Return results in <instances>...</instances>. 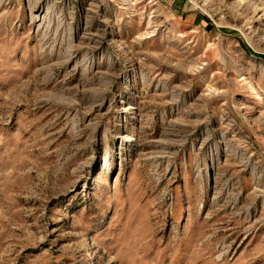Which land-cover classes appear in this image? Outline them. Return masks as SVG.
I'll return each mask as SVG.
<instances>
[{"label":"rangeland","instance_id":"rangeland-1","mask_svg":"<svg viewBox=\"0 0 264 264\" xmlns=\"http://www.w3.org/2000/svg\"><path fill=\"white\" fill-rule=\"evenodd\" d=\"M0 264H264V0H0Z\"/></svg>","mask_w":264,"mask_h":264}]
</instances>
